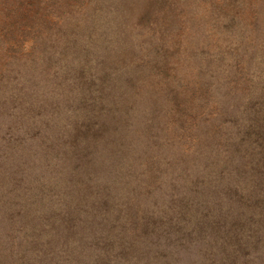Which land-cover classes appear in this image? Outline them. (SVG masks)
Segmentation results:
<instances>
[{"label":"rangeland","instance_id":"1","mask_svg":"<svg viewBox=\"0 0 264 264\" xmlns=\"http://www.w3.org/2000/svg\"><path fill=\"white\" fill-rule=\"evenodd\" d=\"M13 9L0 0V264H169L175 245L179 264H264V77L211 98L187 127L177 104L161 105L163 120L133 137L118 133L117 103L86 89L87 115L72 118L86 140L61 146L44 97L28 96L48 25ZM70 98L60 129L81 100Z\"/></svg>","mask_w":264,"mask_h":264},{"label":"trees","instance_id":"2","mask_svg":"<svg viewBox=\"0 0 264 264\" xmlns=\"http://www.w3.org/2000/svg\"><path fill=\"white\" fill-rule=\"evenodd\" d=\"M7 3L14 5L11 18L26 22L32 16L40 28L45 22L48 25L47 31L37 30L42 34L35 39L39 44L33 48L37 56L33 58L35 85L28 96L36 101H41L36 97H44L48 130L51 127L52 134L58 129L55 141L61 146L80 142L81 136L86 140V133L77 127L79 121L72 119L78 117L80 106L87 115L82 104V99L85 103L88 99L86 89L99 104L117 103L110 111L128 117L118 133L133 137L135 131L146 134L149 125L163 120L157 113L161 105L172 104L173 108L177 104L181 114L177 120L187 127L211 98L256 92L264 77V0ZM248 74L252 79L244 81ZM40 82L47 90L43 94L35 87ZM65 92L67 100L72 101L75 94L81 100L60 129L55 120L64 118L60 109ZM103 115L96 116L102 119ZM165 248L169 264H179L182 253L176 245Z\"/></svg>","mask_w":264,"mask_h":264}]
</instances>
